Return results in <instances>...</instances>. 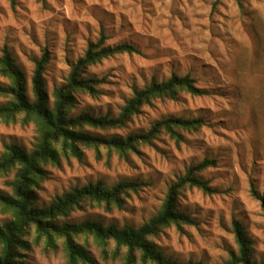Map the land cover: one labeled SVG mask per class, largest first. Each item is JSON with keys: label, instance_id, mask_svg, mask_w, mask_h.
<instances>
[{"label": "rangeland", "instance_id": "obj_1", "mask_svg": "<svg viewBox=\"0 0 264 264\" xmlns=\"http://www.w3.org/2000/svg\"><path fill=\"white\" fill-rule=\"evenodd\" d=\"M262 12L264 0H14L13 4L0 0V56L6 47L26 76L29 95L33 60L44 53L49 58L44 79L51 96L71 66L85 55L88 44L97 42L101 34L107 38L105 45L136 47L138 55H116L87 69L86 77L103 83L97 97L75 95L72 116L86 113L114 118L133 88H142L151 80L165 81L171 75H188L208 92L203 97L181 93L177 101L155 100L117 130L85 128L108 138L146 132L170 117L204 122L195 132H182L177 144L161 133L126 158L105 148H85L80 162L61 158L59 166L46 165L47 179L36 191L38 206H47L70 189L87 184L101 183L109 188L120 182H137L143 186L125 198L121 210L85 207L62 222L138 228L158 213L168 188L186 169L204 159L215 160V167L199 176L214 193L186 188L175 200L176 210L189 216L193 224L181 229L171 225L151 241L163 256L177 263L224 264L238 251L237 223L251 243V259L264 261V210L252 193L254 190L264 198ZM205 20L207 23H202ZM204 33L210 41H220L227 55L215 47H199L210 43ZM0 82L4 81L0 78ZM4 102L0 98V104ZM38 137L32 124H0V155L12 144L30 152ZM121 162L126 167L113 178L109 174L113 164ZM12 179L13 173L0 177L1 192L11 193L8 183ZM7 220L0 212V223ZM86 250L94 264H122L121 257L104 261L91 239ZM25 264L68 263L58 242L53 250L34 247Z\"/></svg>", "mask_w": 264, "mask_h": 264}, {"label": "trees", "instance_id": "obj_2", "mask_svg": "<svg viewBox=\"0 0 264 264\" xmlns=\"http://www.w3.org/2000/svg\"><path fill=\"white\" fill-rule=\"evenodd\" d=\"M11 2L13 4L14 0ZM106 40L101 34L97 42L88 44L85 55L71 66L66 79L54 88L51 96L47 93L44 79L48 53L33 60L29 95L25 74L8 49L2 50L0 78L4 82H0V98L5 102L0 104V124H32L39 137L30 152L12 144L6 146L0 155V177L13 173V179L8 183L11 193L0 191V212L8 216L7 221L0 223V264H25L34 247L42 245L45 251L53 250L60 241L68 264H94L86 250L88 239L100 249L104 261L121 257L122 264H181L163 256L151 240L171 225L181 229L183 225L193 224L189 216L176 210L175 200L186 188H196L204 194L214 193L207 181L199 176L206 169L215 167V160L204 159L186 169L184 175L168 188L158 213L138 228L104 227L90 221L62 222L71 213L85 207L98 206L105 212L121 210L125 198L131 193L136 194L143 186L137 182H120L109 188L101 183L87 184L70 189L47 206L37 204L36 191L39 184L47 179L46 165L59 166L61 158L80 162L85 148H105L126 158L137 146L151 144L161 133L177 144L182 140V132H195L204 125L200 118L170 117L154 123L146 132L126 137L106 138L85 131V128L104 132L123 128L140 113L141 108L150 106L155 100L177 101L181 93L192 97L208 95L188 75H171L165 81L151 80L142 88H133L131 97L114 118L93 117L86 113L72 116L77 93L90 97L99 95L98 86L103 80L86 77L89 67L116 55L139 53L131 44L105 45ZM57 144L59 148L54 147ZM252 193L261 201L264 210V198L254 190ZM234 234L238 251L231 253L224 264H264V261L251 259V243L241 225L234 223ZM80 239L83 242H79Z\"/></svg>", "mask_w": 264, "mask_h": 264}, {"label": "clouds", "instance_id": "obj_3", "mask_svg": "<svg viewBox=\"0 0 264 264\" xmlns=\"http://www.w3.org/2000/svg\"><path fill=\"white\" fill-rule=\"evenodd\" d=\"M233 9H234V12H237V13H238V11H239L238 6H236L235 4H233ZM262 14H264V12H262ZM202 23H205V24H206V23H207V20L202 21ZM238 26H239V25L237 24V27H238ZM203 36H204V39H205L206 41H210V38L208 37L207 33H204ZM110 42H111V41H110ZM198 46L201 47V48H204V49H206V50H207L209 47H215V48H217V50H218L222 55H224V56L227 55V53H226V51H225V48H224V45L221 44L220 41H210V43H205V44H201V45H198ZM203 55H204L205 57H207V56H208V52L205 51V52L203 53ZM130 71H131V69H130ZM100 103H103V101L101 100ZM120 103H123V101H120ZM177 111H178V109H177ZM54 147L59 148V145H58V144H57V145H54ZM125 167H126V166L123 165V162H121L120 165H116V164L114 163V164H113V168H112V172L109 173V174H110L111 176H113V178H115V176H116L119 172H122L123 169H124ZM101 170L104 171V172H108V169H107V168H102ZM129 174H131V175H135V173H129ZM61 219H62V218H61ZM60 242H62V241H60ZM124 251H127V249L125 248Z\"/></svg>", "mask_w": 264, "mask_h": 264}]
</instances>
